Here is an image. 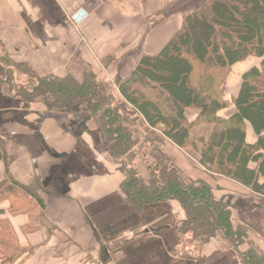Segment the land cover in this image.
Returning a JSON list of instances; mask_svg holds the SVG:
<instances>
[{
	"label": "crops",
	"instance_id": "1",
	"mask_svg": "<svg viewBox=\"0 0 264 264\" xmlns=\"http://www.w3.org/2000/svg\"><path fill=\"white\" fill-rule=\"evenodd\" d=\"M206 1L0 0V70L13 68L26 79L15 82L22 89L28 75L37 84L80 83L93 75L118 95L116 84L141 57L157 55L181 28L182 15ZM259 64L248 57L232 67L221 87L228 99L237 96L242 75ZM3 88L0 138L11 157L8 174L18 184H35L42 200L39 207L18 195L15 205L30 201L31 207L15 212L13 199L0 200V233L4 223L17 249V258L4 264H243L238 253L247 244L235 250L218 235L199 242L183 229L186 217L176 201L137 210L125 198L124 175L87 101L56 108L53 101L45 106L43 97L22 98ZM233 111L231 105L220 115ZM254 138L247 125V142ZM160 149L184 177L210 186L212 197L229 209L232 228L247 227L250 246L264 254V197L206 173L197 156L167 140ZM5 168L0 159V183H6Z\"/></svg>",
	"mask_w": 264,
	"mask_h": 264
},
{
	"label": "trees",
	"instance_id": "2",
	"mask_svg": "<svg viewBox=\"0 0 264 264\" xmlns=\"http://www.w3.org/2000/svg\"><path fill=\"white\" fill-rule=\"evenodd\" d=\"M248 57L260 58L259 67L242 75L237 96L228 99L222 84L232 66ZM0 80V90L9 86L11 95L22 98L43 97L59 105L87 101L112 144L108 153L124 175L122 192L137 210L150 203L176 201L186 217L183 229L199 242L218 235L235 250L247 244L249 229H233L229 209L214 201L210 186L184 177L160 145L167 140L180 150L191 149L206 173L264 197V0H207L198 10L185 12L181 28L162 50L142 56L129 76L116 84L118 95L93 75L80 83L42 79L33 94L16 87L9 74ZM231 104L234 111L221 116ZM201 125L213 129L206 137H192ZM247 125L255 134L251 143L246 140ZM4 144L0 138V159L6 167L0 200L19 195L41 207L35 184L12 181L11 157ZM137 155L145 160L148 180L133 162ZM15 203L10 208L14 212L31 207L30 201ZM16 251L8 226L2 223L0 264L15 260ZM238 254L243 264H264V255L253 249Z\"/></svg>",
	"mask_w": 264,
	"mask_h": 264
},
{
	"label": "rangeland",
	"instance_id": "3",
	"mask_svg": "<svg viewBox=\"0 0 264 264\" xmlns=\"http://www.w3.org/2000/svg\"><path fill=\"white\" fill-rule=\"evenodd\" d=\"M255 58H258V57H255ZM258 59H260V58H258ZM244 61V60H243ZM240 62H242V61H240ZM5 63V61L3 62V64ZM237 63H239V62H237ZM236 64V63H235ZM234 64V65H235ZM2 65V64H1ZM233 65V66H234ZM232 66V67H233ZM2 71L0 70V79H2L5 75H7V74H9L10 75V77L12 78V83H14L15 84V82H17L18 84V86H20L21 84H19L20 82H26V79H24V78H22V77H20V75L19 74H15V72H14V69L13 68H10V67H5V66H3L2 65ZM232 69V68H231ZM29 77L27 78V83L25 84L26 85V87H25V89H26V93L27 94H33V92H32V90H33V88H35V85H36V82H31V81H29L30 79H31V76L30 75H28ZM1 81V80H0ZM24 89V88H23ZM46 101H44L43 102V104L45 105V106H48L46 103H45ZM232 106H233V104H231ZM230 105V106H231ZM51 106H53V105H50V107ZM65 106V105H64ZM229 106V107H230ZM60 107H63V104H56V108H60ZM234 107V106H233ZM51 108H54V107H51ZM213 129V127L212 126H209V125H207V126H205V125H201V126H199V127H197L196 129H194L193 130V132H192V137H194V138H198V137H201V136H203V137H206L207 136V134H209L210 132H211V130ZM111 143H107V146H108V148L109 147H111ZM141 148H139V150H140ZM143 150V149H142ZM186 151H189L190 153H192L193 155H195L196 156V154L191 150V149H188V150H186ZM144 153H146L145 151H144ZM133 162H134V164H135V166L138 168V170L139 171H141L142 172V174L143 175H145V180H148V178H147V172L145 171V168H144V166H145V160H143L142 159V157L140 156V155H137V156H135L134 158H133ZM147 178V179H146ZM214 199V198H213ZM214 201H216L215 199H214ZM13 202H14V200H13ZM216 202H218V203H221V202H219V201H216ZM222 204V203H221ZM19 206V205H18ZM31 206V205H30ZM195 226V225H194ZM198 236L200 235L199 233L197 234ZM195 238V237H194ZM247 247L249 248V249H253L251 246H250V243L248 242V240H247ZM254 250V249H253ZM262 255H264V254H262Z\"/></svg>",
	"mask_w": 264,
	"mask_h": 264
}]
</instances>
